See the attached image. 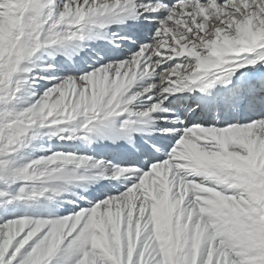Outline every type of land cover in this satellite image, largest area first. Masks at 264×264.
I'll list each match as a JSON object with an SVG mask.
<instances>
[{
	"label": "snow or ice",
	"instance_id": "6c2138e0",
	"mask_svg": "<svg viewBox=\"0 0 264 264\" xmlns=\"http://www.w3.org/2000/svg\"><path fill=\"white\" fill-rule=\"evenodd\" d=\"M0 264H264V0H0Z\"/></svg>",
	"mask_w": 264,
	"mask_h": 264
}]
</instances>
